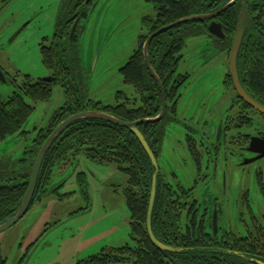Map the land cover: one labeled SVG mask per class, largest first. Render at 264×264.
I'll list each match as a JSON object with an SVG mask.
<instances>
[{
	"label": "rangeland",
	"instance_id": "obj_1",
	"mask_svg": "<svg viewBox=\"0 0 264 264\" xmlns=\"http://www.w3.org/2000/svg\"><path fill=\"white\" fill-rule=\"evenodd\" d=\"M94 1L92 12L82 24L78 46L67 62L71 67L70 80L80 100L114 106L122 102L116 98L119 92L129 99L135 98L119 71L137 47L143 19L155 18L156 12L148 0ZM60 4L61 0H11L0 13V65L14 79L12 83L0 82V95L4 100L21 86L23 76L37 80L50 75L42 63L40 44L48 43L54 35ZM181 55L176 73L189 74L190 78L179 91V108L188 105L179 110L177 121L176 115H169L176 123L166 126L162 145L155 149L158 179L181 196L180 187L189 192L188 203L196 202L197 216L202 218L205 215L206 223H210L209 231L219 241L226 239L227 234L244 237L255 229L264 232V196L258 186V181H262L264 190V159L242 166L244 160H241L249 156L240 159L243 154L238 151L243 146L241 136L254 133L253 127L245 126L235 130L234 134L228 132L234 135V142L225 146V152L216 151L215 156L221 161H218L220 164L213 180L210 169L195 172L185 144L176 140L182 132L181 122L184 120L194 129L191 138L197 151L208 159L205 145L213 141L208 137L210 133L214 134V128L209 131L205 123H215L218 118L213 109L207 110L208 103L212 97L219 96V85L228 75L227 47L225 43L203 36L187 40ZM25 101L34 107L24 127L26 134L0 143V186L18 183L16 177L25 171L20 162L25 150L65 105L66 93L61 85H57L49 101L37 104L27 98ZM249 115L260 122L255 123L257 128L264 126V117L251 112ZM223 139L232 138L225 136ZM222 161L230 166L223 168ZM238 162L241 164L237 168H231ZM224 170L227 171L226 193L221 194ZM80 173L85 175L82 187L77 180ZM126 187L127 177L115 166L97 165L82 154L76 157L73 165L55 167L49 190L59 188L58 193L40 195L20 221L0 233L1 256L6 264H19L35 243L24 264H76L102 248L133 245L130 214L124 198ZM214 212L217 214L215 234ZM182 214L180 223H187L185 210Z\"/></svg>",
	"mask_w": 264,
	"mask_h": 264
},
{
	"label": "trees",
	"instance_id": "obj_2",
	"mask_svg": "<svg viewBox=\"0 0 264 264\" xmlns=\"http://www.w3.org/2000/svg\"><path fill=\"white\" fill-rule=\"evenodd\" d=\"M231 1L151 0L155 6L156 17L143 19L142 33L138 36L137 47L119 71L124 84L132 88L135 98L129 99L124 93L119 92L116 98L122 102L114 106L92 100L83 101L77 97L76 88L70 80L71 67L67 63L78 46L77 36L70 41L69 30L63 28L65 20L59 18L52 39L48 43L40 44L42 63L50 72L49 80H44L45 78L33 80L26 75L23 76L21 86H17V90L7 100L0 95L1 143L8 138L26 134L24 127L34 107L27 104L25 98L34 104L47 102L51 98L53 88L57 85H61L66 93L65 105L52 117L49 126L41 130L32 145L25 150L24 155L27 158L20 161L25 171L16 177L18 183L0 186V225L11 219L19 209L37 154L48 136L60 123L72 115L86 111L107 113L125 123L151 119L160 113L161 94L156 82L148 73L142 51L150 35L181 19L213 13ZM242 3H246L249 8L253 27L245 34L244 48H241L244 54H240L237 58L239 65L244 69L241 82L249 95L264 107V37L258 36L256 32L259 28L264 31V5L260 0H239L220 15L217 22L225 35V40L220 42H224L229 50ZM208 24L209 22L188 23L157 36L150 43L149 62L161 81L166 95L169 91L172 98L174 97V80L178 85H183L187 81L188 77L175 76L182 58V51L187 40L207 34ZM141 102H144L143 107ZM165 120L162 123L159 122L160 125L138 126L151 151L162 145L165 137L163 125ZM80 154L97 165H113L127 177L124 198L130 214L133 245L102 248L95 255L82 259L76 264H256V261L264 263L262 229H255L253 233L244 237L227 234L226 239L219 241L209 231L210 223H204L205 215L200 219V223H196L197 204L196 202L188 203L189 192H185V189L179 186L180 193L183 194L181 196L177 191L171 190L162 179H158L157 183L151 222L152 232L159 242L180 252L167 253L154 247L146 232V213L153 168L148 156L130 131L105 121L81 119L65 128L44 156L32 202L40 195L57 194V190L63 184L54 191L49 190L53 170L64 164L73 165ZM84 176L83 173L77 175L80 187L85 185ZM258 186L264 196L262 181H258ZM69 196L65 195V197ZM83 196L86 200L88 199L85 193ZM184 210L187 223H180ZM35 245L34 243L27 250L19 264L24 263ZM0 264H6L1 254Z\"/></svg>",
	"mask_w": 264,
	"mask_h": 264
},
{
	"label": "flooded vegetation",
	"instance_id": "obj_3",
	"mask_svg": "<svg viewBox=\"0 0 264 264\" xmlns=\"http://www.w3.org/2000/svg\"><path fill=\"white\" fill-rule=\"evenodd\" d=\"M9 1H11V0H0V13L4 10V8L6 6H8ZM148 1L151 2V0H148ZM260 1H261L262 5H264V0H260ZM94 4H95L94 0H61V4L58 8V12H57V16H56V22L58 21L59 18H62L65 20L64 24H63V28H66L67 30H69L70 41H72L73 38L75 36H77V45H78V36H80V34L83 30L82 24L85 21V19L87 18V16L92 12ZM152 6H153V10H155V8H154L155 6L153 3H152ZM155 12H156V10H155ZM206 15H208V14H206ZM219 17L214 19V21L216 23H218L217 19ZM56 22H55V27H56ZM204 22H209V21H204ZM75 25H76V28H75L73 34H71L73 31V27ZM256 32L258 33V36H261L262 38L264 37L263 36L264 31H262V28L257 29ZM222 33H223V31H222ZM223 36L224 37L222 39L214 37V36H210L208 34V26H207V34L205 35V37H209L210 39H214V40L220 42V41L225 40L224 33H223ZM245 38H246V36L244 37L243 41L245 40ZM232 40H233V38H232ZM221 43H224V42H221ZM243 46H244V44L242 42V45H241L239 53H238V57L240 56V54L241 55L244 54L243 51L241 52V48H244ZM226 47H227V45H226ZM230 47H229V50L227 47L228 52L230 51ZM243 70L244 69L242 68V66L239 65L238 60H237V73L239 76V80H240L242 87L247 92V89L245 88V86L241 82V80H242L241 76H243V73H242ZM176 72H177V69H176ZM175 76H181V78H183V77L184 78L188 77V78H187V81L183 85H181V84L178 85L176 80L173 81V87L175 88V91H174L175 93H174L173 98H172V94L169 91H168L167 95L165 94L166 105H167L166 106V113H165L163 119L160 121V123H162L163 120L166 119L163 123V125L165 127V133H166V126L171 124V123H176V121L178 120L177 116H178L179 110H183L182 108L184 106L187 107V105H188L187 104V105L182 106L181 109L179 108V91H181L187 85L190 76H189V74L179 75L177 73H175ZM12 77H13V75H10L8 70L5 67H3L2 65H0V79L3 78L4 81L12 83L14 80V79H12ZM219 86L221 88V92L219 93V96L212 97L209 100L208 109H207L209 111L213 109L215 112L218 113V114H216V116L218 118H217L215 123H211V121H210L209 125H208V122L205 123V127H207V128L209 127V131H212V127L214 128V134L212 135V133H210V135L208 137V139L213 138V141H210L208 145H205V148L207 149L205 152L208 153V159H206L205 156H203L201 153H199L197 151L196 143L191 138V135L194 132V129L192 126L187 125L188 123L187 124L184 123L185 122L184 120L182 121L183 123L181 122L182 132H180L178 134L179 137L176 139L178 141L182 140V142L185 144V148L187 149L188 155H189L191 163L195 169V172L198 173V172L202 171V169L207 172L210 169L211 180H213V177L217 174V165L220 164L218 161H221V160H219L218 157L215 156L216 151L225 152V148H226L225 146L231 145L234 142L233 141V137H234L233 134L235 133V130L239 131L240 129H243L245 126H250L251 128L253 127V129L255 131L254 133H251V134L250 133H244L241 136L242 141H243L242 142L243 146L239 147L238 151L240 152V154H243V155H240L239 157H240V159H242V157L244 155L249 156V157L243 158L241 160V162L243 160L254 159L255 157L258 156L256 153H252V152L248 151V146L250 144L251 139L252 138H258L261 140L264 139V126L257 128V125H255V123L260 124V122L255 120V118H253L251 115H249V113L251 112V113L256 114L258 116H261V117H264V116L257 113L256 111H254L250 107H248L240 99V97L237 95V93L234 89L233 81L229 75V71H228V75L222 79V82L220 83ZM177 102H178V104H177ZM143 106H144V102H141V107H143ZM185 107H184V109H185ZM161 109H162V106H161ZM160 112H161V110H160ZM166 115H168V117H166ZM169 115H176L175 116L176 121L174 122L173 119ZM167 118H168V120H167ZM189 119L191 120V122H193L192 121L193 119H191L190 117H189ZM158 125H160V124H158ZM210 125H211V127H210ZM230 131L233 134L229 135L228 132H230ZM225 136H230L232 139H228L227 141H225V139H223ZM226 142H227V144H226ZM260 149L262 151H264V145ZM152 152L156 158V161H158V155L156 154V150L154 149ZM229 153L231 154L232 152L229 151ZM24 156H26V155H24ZM24 158H27V156ZM210 158H211V160H210ZM203 161H205L204 166L202 165ZM241 162H238L236 164L235 163L232 164L231 168H235V166L237 168L241 164ZM228 166H230V165H228V163L226 161H222V167L223 168L228 167ZM232 171L234 172L235 170L232 169ZM226 181H227V171L224 170L222 172V179H221V186H220L221 194L226 193V186H225ZM209 190H210V188L208 187V191ZM215 190H217V188H215ZM216 193H217V191H216ZM188 208L190 210V207H188ZM29 209H30V207H29ZM29 209H28V211H29ZM197 210H198V206L196 207V211ZM200 219H201V216L200 217L197 216L196 223H200V221H201ZM204 223H206L205 219H204Z\"/></svg>",
	"mask_w": 264,
	"mask_h": 264
},
{
	"label": "water",
	"instance_id": "obj_4",
	"mask_svg": "<svg viewBox=\"0 0 264 264\" xmlns=\"http://www.w3.org/2000/svg\"><path fill=\"white\" fill-rule=\"evenodd\" d=\"M238 0H232L230 3L227 5L223 6L220 8L218 11L208 14V15H198V16H192V17H187L184 19H181L175 23H172L168 26H165L161 28L160 30L154 32L152 35L148 37L146 40L144 46H143V56L145 60V64L148 70V73L150 77L156 82L159 92L161 94V99H162V109L161 112L159 113L158 116L151 118V119H142L136 122L132 123H125L122 122L113 116L103 113V112H93V111H86V112H81L75 115H72L62 123H60L53 131L52 133L48 136L44 144L41 146L37 157L35 159L33 169L31 172L30 180L28 183V187L26 190V193L24 195V198L21 202V205L15 215L9 219L6 223L0 225V233L6 231L7 229L11 228L13 225H15L18 221H20L28 212V209L30 205L32 204L34 192L36 189V184H37V179L39 175V171L44 159V156L46 152L49 150L53 142L59 137V135L65 130L66 127H68L71 123L76 122L81 119H97L101 121L108 122L110 124H113L115 126H118L120 128L126 129L130 131L134 137L137 139L139 142L140 146L146 153V155L149 158V161L151 163V166L153 168V173L151 177V187H150V193H149V202H148V208H147V213H146V232L147 236L151 242V244L156 247L158 250L167 252V253H179L180 250L175 249L173 247H169L161 242H159L155 236L153 235L152 232V214H153V209H154V204H155V199H156V189H157V183H158V177H159V168H158V163L156 161V158L151 151L148 143L146 142L145 138L143 135L140 133L138 130V126L142 124H158L164 117L166 113V98H165V93L163 89V85L161 81L159 80L158 76L156 75L155 71L153 70L149 58H148V49L149 45L152 42L154 38L157 36L166 33L169 30H172L176 27L188 24V23H198V22H204V21H209L208 25V34L210 36H214L217 38H223V33L221 30V26L214 21L217 17H219L222 13L227 11L229 8L233 7ZM253 27V21L250 15L249 8L246 3H242L240 12L238 14L237 22H236V30L235 34L231 43L230 51H229V58H228V71L229 75L232 78L234 89L237 93V95L240 97V99L246 104L248 107L256 111L257 113L261 114L264 116V107L260 105L257 101H255L247 92L244 90L242 87L239 76L237 73V58H238V53L240 50V47L242 45L243 39L245 37V34ZM76 28V25L73 27V31L71 34H73L74 30ZM19 33V32H18ZM17 33V34H18ZM16 34V35H17ZM15 35V36H16ZM44 80H49L48 78H45ZM0 82L6 83L4 79H0ZM264 145V139H258V138H252L250 141V144L248 146V151L252 153H256L258 156L255 157L254 159L250 160H244L242 162V166H247L250 164H253L261 159L264 158V151H262L260 148ZM212 222H213V233H216L217 229V214L216 212L213 213L212 215ZM235 255H239L238 253H235ZM256 264H264L260 261H256ZM24 264V263H23Z\"/></svg>",
	"mask_w": 264,
	"mask_h": 264
}]
</instances>
